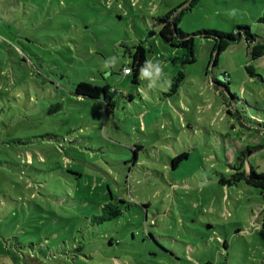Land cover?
I'll list each match as a JSON object with an SVG mask.
<instances>
[{
	"label": "rangeland",
	"instance_id": "1",
	"mask_svg": "<svg viewBox=\"0 0 264 264\" xmlns=\"http://www.w3.org/2000/svg\"><path fill=\"white\" fill-rule=\"evenodd\" d=\"M187 4L0 0V264H264L262 195L220 183L264 174V54L242 38L214 64L195 35L248 27L264 42V0L184 11L190 65L159 36ZM137 45L162 65L155 87L120 71ZM81 81L115 90L114 107L76 96ZM111 198L121 215L93 223Z\"/></svg>",
	"mask_w": 264,
	"mask_h": 264
},
{
	"label": "trees",
	"instance_id": "2",
	"mask_svg": "<svg viewBox=\"0 0 264 264\" xmlns=\"http://www.w3.org/2000/svg\"><path fill=\"white\" fill-rule=\"evenodd\" d=\"M188 4L180 9L179 12L173 11L159 19L161 24V29L159 31L160 38L170 46L174 48H179L184 51L182 63L184 65H190L195 62V52H194V43L193 36L185 34L178 28V23L180 20V15L184 13V11L190 10L194 7L199 0H187ZM259 23L264 25V14L259 18ZM195 35H199L205 39H211L214 41V47L212 51V57L214 58V64H216V60L219 54L224 52L232 43L237 42L238 40L244 38L245 42L248 45L249 53L252 59L259 58L264 54V42H261V38L252 34L248 27H237L236 32L225 33L217 30H204ZM146 51L142 45H137L135 47L134 52L131 55V63L129 65H122L120 71L123 74V69L126 67L130 68V74H132L133 79L132 82L137 84L138 77L141 73V68H145L147 65L146 62ZM249 70L250 74L251 67H246ZM124 75V74H123ZM127 76V75H124ZM184 77L182 72L178 73V80L173 85L176 87L179 80ZM74 93L76 96L81 98L88 99H100L102 97L105 111L107 112L109 109L114 107V100L112 97L116 93L115 90L110 89L109 86H97L88 82L81 81L79 82L74 89ZM139 147H136L133 152H136ZM186 157V154H181L175 157L172 160L173 167L183 158ZM243 181L246 185L255 188L260 192L264 199V174H258L253 168H250L249 173H244L242 171L237 172L231 180L221 179V184L226 185H235L238 182ZM121 199H113L109 200L105 203L101 208V214L94 216L92 218V222L96 224H101L107 221H110L114 218H117L121 215V209L119 207V203H122ZM258 234L264 240V214L261 218V223L258 228ZM151 236V235H149ZM210 264V263H206Z\"/></svg>",
	"mask_w": 264,
	"mask_h": 264
},
{
	"label": "clouds",
	"instance_id": "3",
	"mask_svg": "<svg viewBox=\"0 0 264 264\" xmlns=\"http://www.w3.org/2000/svg\"><path fill=\"white\" fill-rule=\"evenodd\" d=\"M117 62L116 57H110L104 62V67L110 68L114 66ZM146 68H141V76L149 80V87H155L157 82L163 76V68L160 62L146 61ZM129 72L128 69H125V73Z\"/></svg>",
	"mask_w": 264,
	"mask_h": 264
},
{
	"label": "built area",
	"instance_id": "4",
	"mask_svg": "<svg viewBox=\"0 0 264 264\" xmlns=\"http://www.w3.org/2000/svg\"><path fill=\"white\" fill-rule=\"evenodd\" d=\"M125 69H128L129 72L125 73ZM123 74H124V75H128V74H130V68H129V67L124 68V69H123Z\"/></svg>",
	"mask_w": 264,
	"mask_h": 264
},
{
	"label": "crops",
	"instance_id": "5",
	"mask_svg": "<svg viewBox=\"0 0 264 264\" xmlns=\"http://www.w3.org/2000/svg\"><path fill=\"white\" fill-rule=\"evenodd\" d=\"M127 76H128V75H127ZM256 230H258V228H257Z\"/></svg>",
	"mask_w": 264,
	"mask_h": 264
}]
</instances>
